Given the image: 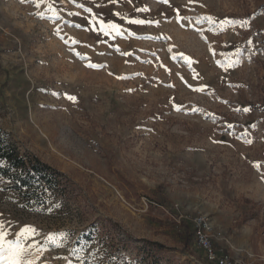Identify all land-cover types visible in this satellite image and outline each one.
<instances>
[{"label":"rangeland","instance_id":"obj_1","mask_svg":"<svg viewBox=\"0 0 264 264\" xmlns=\"http://www.w3.org/2000/svg\"><path fill=\"white\" fill-rule=\"evenodd\" d=\"M0 147L36 264H264V0H0Z\"/></svg>","mask_w":264,"mask_h":264},{"label":"snow or ice","instance_id":"obj_2","mask_svg":"<svg viewBox=\"0 0 264 264\" xmlns=\"http://www.w3.org/2000/svg\"><path fill=\"white\" fill-rule=\"evenodd\" d=\"M38 6V5H37ZM51 10V9H50ZM210 23L213 22L212 17H206ZM133 23H144V21H133ZM221 25H228V24H234V20L224 19L220 21ZM249 43H251L249 41ZM238 61H232L230 62L227 67H233L235 64H237ZM90 67L92 65H89ZM69 99H75L74 97H69ZM245 112L249 111L248 108L244 109ZM246 143H251V140H246ZM29 234L35 235V229L31 228L30 226H25L23 229H21L19 232H17L15 235L17 239L15 241H5L4 237L6 235L5 232L0 231V261L3 262V264H36L35 258H30L33 256L34 250L35 255L38 257L39 252L42 251L41 249H37L36 245L30 244L28 246H25L23 243H21V238L24 240H27L30 238ZM47 239L50 242L54 243V246L61 247L63 244V241L67 239V235L65 233H58V234H51L47 237Z\"/></svg>","mask_w":264,"mask_h":264},{"label":"built area","instance_id":"obj_3","mask_svg":"<svg viewBox=\"0 0 264 264\" xmlns=\"http://www.w3.org/2000/svg\"><path fill=\"white\" fill-rule=\"evenodd\" d=\"M192 223L194 229L195 246L199 248L210 264H239V262L230 259L224 255L222 249H218L219 239L213 233L211 222L204 216H196L188 220Z\"/></svg>","mask_w":264,"mask_h":264},{"label":"trees","instance_id":"obj_4","mask_svg":"<svg viewBox=\"0 0 264 264\" xmlns=\"http://www.w3.org/2000/svg\"><path fill=\"white\" fill-rule=\"evenodd\" d=\"M14 152H8V151H4V149H2L1 147H0V159H2V160H6V161H8V162H15L16 163V167H19L20 169H23V164H20L19 165V159H17V157L13 154ZM185 222H181V223H187V226H186V228L187 229H191V235H193V238H194V229H193V226H192V223L191 222H189V221H186V220H184Z\"/></svg>","mask_w":264,"mask_h":264}]
</instances>
